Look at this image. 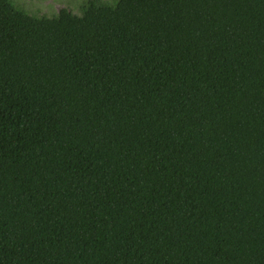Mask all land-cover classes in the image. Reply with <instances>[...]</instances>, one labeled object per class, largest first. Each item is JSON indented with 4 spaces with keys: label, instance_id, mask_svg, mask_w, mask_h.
I'll return each instance as SVG.
<instances>
[{
    "label": "trees",
    "instance_id": "obj_1",
    "mask_svg": "<svg viewBox=\"0 0 264 264\" xmlns=\"http://www.w3.org/2000/svg\"><path fill=\"white\" fill-rule=\"evenodd\" d=\"M0 264H264V0H0Z\"/></svg>",
    "mask_w": 264,
    "mask_h": 264
},
{
    "label": "rangeland",
    "instance_id": "obj_2",
    "mask_svg": "<svg viewBox=\"0 0 264 264\" xmlns=\"http://www.w3.org/2000/svg\"><path fill=\"white\" fill-rule=\"evenodd\" d=\"M20 6L38 15H57L63 8L79 13V7L87 0H14ZM108 1V0H107Z\"/></svg>",
    "mask_w": 264,
    "mask_h": 264
}]
</instances>
